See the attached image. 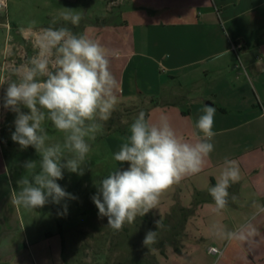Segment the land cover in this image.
I'll use <instances>...</instances> for the list:
<instances>
[{
  "label": "crops",
  "instance_id": "0c3cea01",
  "mask_svg": "<svg viewBox=\"0 0 264 264\" xmlns=\"http://www.w3.org/2000/svg\"><path fill=\"white\" fill-rule=\"evenodd\" d=\"M104 5L107 17L119 16V25H113L123 29L117 32L123 37H98V17L76 35L101 40L125 101L138 96L148 106L149 123L166 118L177 137L190 143L203 138L195 125L205 104L216 108L214 150L202 170L174 184L152 209L157 217L184 223L176 255L185 259L200 249L217 257V264H264V0H106ZM226 159L237 162L240 179L230 182L228 203L217 211L209 188ZM11 204L0 197V237L21 233L26 245L27 228L18 205ZM211 247L221 255L210 253ZM2 250L0 264H35L33 257L1 261Z\"/></svg>",
  "mask_w": 264,
  "mask_h": 264
},
{
  "label": "clouds",
  "instance_id": "9594fccd",
  "mask_svg": "<svg viewBox=\"0 0 264 264\" xmlns=\"http://www.w3.org/2000/svg\"><path fill=\"white\" fill-rule=\"evenodd\" d=\"M63 19L78 25L81 16L63 14ZM37 43L39 55L16 69L19 80L7 83L3 98V107L16 113L12 141L22 150L33 147L41 157L39 172L35 171L36 161L23 163L30 176L17 180L18 192L13 189V203L28 210L76 199L56 181L63 179L64 169L84 174L88 141H94L103 127L97 121H107L116 104V81L109 71L108 53L98 42L61 27L43 29ZM21 106L29 111H22ZM215 114L216 108L205 104L195 125L203 138L190 143L177 137L166 118L151 124L144 112L139 113L130 126V136L113 157L121 164L128 162L129 167L115 169L101 179L91 197L98 215L107 218V227L121 231L125 223L132 224L137 216L156 208L161 195L174 184L202 170L214 150L210 141L215 135ZM46 119L64 133L62 144L46 143L49 136L42 126ZM65 152L72 157L66 158ZM239 179L237 162L226 159L217 183L209 188L217 211L228 203L230 182ZM155 223L157 228L163 226L160 220ZM156 236L157 231L149 230L144 245L155 243Z\"/></svg>",
  "mask_w": 264,
  "mask_h": 264
},
{
  "label": "rangeland",
  "instance_id": "374dc122",
  "mask_svg": "<svg viewBox=\"0 0 264 264\" xmlns=\"http://www.w3.org/2000/svg\"><path fill=\"white\" fill-rule=\"evenodd\" d=\"M104 3L106 0H7V10L0 12V83H3L0 85V197L6 199L7 204L13 203V189L19 191L17 180L30 176L23 163L36 161L35 171L39 172L41 159L33 147L22 150L11 139L16 113L3 107L7 83L18 81L16 69L39 55L37 41L43 29L64 27L73 34L84 33L98 17L99 23L95 25L98 37H123L117 33L123 31L116 27L119 16L107 17ZM63 14L80 15L81 20L78 25H73L63 19ZM102 16H106V24ZM113 23L118 25L114 27ZM100 41L98 43L102 45ZM109 71L117 81V71L110 68ZM114 94L116 104L110 118L97 121L103 125L102 130L94 141H88L90 152L85 160L84 174L64 169L63 179L56 181L76 199L61 200L59 204L49 202L33 210L18 206L28 231V241L25 245L21 233L2 234L1 261L33 257L35 264H167L169 259L172 264H217V257H207L206 251L200 249L190 251L185 259L176 255L181 252L179 245L185 236L184 223L176 225L177 220L171 216L157 217L150 210L144 216H137L134 223H125L121 231H115L107 227L106 217L98 215L91 197L97 193L99 181L118 169L117 165L123 170L129 167L128 162L121 164L113 157L130 136V126L139 113L148 110L138 96L125 101L116 87ZM21 110L29 111L23 106ZM42 126L49 136L47 144L63 143L64 133L58 131L50 120L46 119ZM64 155L72 157L68 152ZM157 220L161 221L162 227H156ZM149 230L157 231L156 241L144 245ZM10 236H16L15 241H9ZM7 247L10 251L6 250Z\"/></svg>",
  "mask_w": 264,
  "mask_h": 264
},
{
  "label": "built area",
  "instance_id": "2783aa9c",
  "mask_svg": "<svg viewBox=\"0 0 264 264\" xmlns=\"http://www.w3.org/2000/svg\"><path fill=\"white\" fill-rule=\"evenodd\" d=\"M8 8L7 0H0V12L6 11ZM209 252L214 255H221V251L215 247H211Z\"/></svg>",
  "mask_w": 264,
  "mask_h": 264
}]
</instances>
